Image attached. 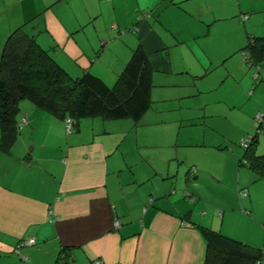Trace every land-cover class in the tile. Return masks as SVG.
I'll list each match as a JSON object with an SVG mask.
<instances>
[{
    "label": "crops",
    "instance_id": "obj_1",
    "mask_svg": "<svg viewBox=\"0 0 264 264\" xmlns=\"http://www.w3.org/2000/svg\"><path fill=\"white\" fill-rule=\"evenodd\" d=\"M235 1L227 12L220 0H0V54L25 25L73 78L89 72L111 87L138 45L153 70L139 123L85 118L67 133L20 103L24 123L0 151V264H203L197 226L264 264V181L234 144L264 111V66L252 79L241 56L248 28L264 31V0ZM241 109L243 127L228 119Z\"/></svg>",
    "mask_w": 264,
    "mask_h": 264
},
{
    "label": "trees",
    "instance_id": "obj_2",
    "mask_svg": "<svg viewBox=\"0 0 264 264\" xmlns=\"http://www.w3.org/2000/svg\"><path fill=\"white\" fill-rule=\"evenodd\" d=\"M243 16L247 15L241 16L245 20ZM241 53L246 64L256 69L257 79L264 66V37L249 36ZM152 73L148 54L138 45L111 87L89 72L73 78L28 34L25 25L17 27L7 36L0 54V151L9 153L17 139L22 101L59 120L70 117L73 128L78 121L94 117L139 123L151 107ZM262 120L257 131L245 138L249 141L241 146L239 164L264 181V155L257 154ZM197 228L206 243L203 264L262 262L259 251L211 229Z\"/></svg>",
    "mask_w": 264,
    "mask_h": 264
},
{
    "label": "rangeland",
    "instance_id": "obj_3",
    "mask_svg": "<svg viewBox=\"0 0 264 264\" xmlns=\"http://www.w3.org/2000/svg\"><path fill=\"white\" fill-rule=\"evenodd\" d=\"M231 0H220V5H224V7H223V10H225V11H227L228 12V5H229V2H230ZM233 1V4H232V6H234L235 5V0H232ZM241 1V3H242V5L243 6H246L247 5V7H249V6H251V5H253V4H255V3H257V0H240ZM231 6V7H232ZM258 6H259V8H258ZM258 6H257V8H255V9H257L258 11H261L260 9V5L258 4ZM254 7H256V6H254ZM230 9V8H229ZM218 10H221V8L220 7H218ZM264 13H257L256 14V16H261V15H263ZM244 21V20H243ZM111 25V23L108 25V27ZM20 26H22V25H20ZM220 26H222V25H220ZM249 29V31H248V37L249 36H256V37H264V31H263V29L261 30V29H255V28H248ZM113 33V34H112ZM112 33L110 32V31H108V29L105 31V34H106V36H107V34H108V37H112V36H115V31H112ZM120 34H123V32H120ZM4 39V37L2 38V40ZM244 45H246V42L244 43ZM241 56H242V58H244V55L241 53ZM252 72H250L249 73V75H250V77L253 79L254 78V76H255V73H256V69L255 68H252ZM230 86V81H228V83H226V85H225V87H224V89L222 90V91H220L221 93H224L223 91L226 89V88H228ZM225 94V93H224ZM261 112V111H260ZM262 112H264V111H262ZM234 116L232 117H230V118H228V119H231V123L232 124H234V125H237V126H241V127H243V126H245L246 124H247V121H248V119L245 117V113L242 111V109L240 110V111H238V113H234L233 114ZM128 122H131V121H128ZM263 123H264V119L262 120V125L260 126V128L258 129L259 131H258V137L259 138H261V137H263V135H264V125H263ZM258 122L256 121V119H255V117H254V119H252V122H251V126H250V128L247 130V132H245V135L242 137V140L243 139H245V138H247L248 137V135H253L256 131H257V128H258ZM229 129H236V128H234L233 126H230V127H228ZM258 138V139H259ZM235 145H236V147H237V149H239V150H242V147H241V139H239L238 140V142L237 143H234ZM209 194V196H210V198H211V200H212V202H214V203H216L217 204V202H218V199H217V197H216V194H215V192H214V194H211V193H208ZM115 224V223H114Z\"/></svg>",
    "mask_w": 264,
    "mask_h": 264
},
{
    "label": "built area",
    "instance_id": "obj_4",
    "mask_svg": "<svg viewBox=\"0 0 264 264\" xmlns=\"http://www.w3.org/2000/svg\"><path fill=\"white\" fill-rule=\"evenodd\" d=\"M247 17L245 16H243V19H246ZM263 117H264V114H262V113H258V114H256V116H255V119H256V121L257 122H260L262 119H263ZM22 123H24V121H22ZM21 123V124H22ZM64 123H65V129H66V132L67 133H70L71 131H72V129H73V125H74V121L70 118V117H66L65 118V120H64ZM20 124V125H21ZM246 141H249L248 139L246 140H242L241 141V146L244 148L245 146H246V144H245V142ZM241 195L242 196H245L246 195V191H243V192H241ZM115 227H118V222H115V225H114ZM36 244V242H35V240L33 239V238H30V239H26V240H21V241H19L17 244H16V246H15V248H14V252L16 253V254H19L20 255V250L22 249V248H25V247H30V246H33V245H35ZM22 258H24L25 259V257L24 256H21ZM92 264H103L102 263V261L101 260H99V259H97V260H94L93 262H92ZM258 264H262V262L261 261H259L258 262Z\"/></svg>",
    "mask_w": 264,
    "mask_h": 264
}]
</instances>
